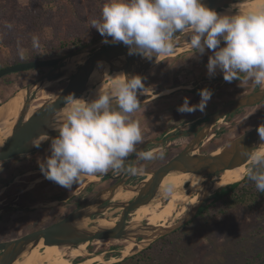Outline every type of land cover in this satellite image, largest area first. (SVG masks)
<instances>
[{"label": "rangeland", "instance_id": "rangeland-1", "mask_svg": "<svg viewBox=\"0 0 264 264\" xmlns=\"http://www.w3.org/2000/svg\"><path fill=\"white\" fill-rule=\"evenodd\" d=\"M105 2L106 0H0V65L16 60L27 61L30 52L36 53L35 59L60 57L99 38L100 36L90 40V36L96 33V30L90 27V21L100 16L101 7ZM189 34V30L180 33L178 41H188ZM33 35L38 37L39 47L33 46ZM62 42H68L69 45L59 47ZM183 45L189 47L186 43ZM183 45L175 44L176 47H183ZM182 50L176 49L171 53L181 51L180 53L186 54L187 58V53L193 51L182 52ZM88 55V53H81L80 56L72 57L73 68L80 65ZM209 55L211 52L206 50L204 56L195 59L192 57V60L187 62L184 56L179 60L178 56L169 55L155 62L144 73L143 82L146 87L145 92L148 93L138 95L140 109L133 114V118L140 124L143 137L152 131L153 127L151 128L150 123L153 122L157 127L153 130L157 134L171 131L169 132L171 135V133L184 131L190 125H197L199 122L197 118L209 115L224 104L261 87L251 83L242 84L240 80L226 82L220 72L210 78L206 69ZM48 69L49 67L35 68L1 77L0 104L16 91L48 72ZM183 71H185L184 75ZM65 79L53 82L50 87L42 86V93L46 96V94L59 91L65 85ZM155 81L161 84L154 85ZM175 87L179 88L170 94L156 96L162 89H164L162 93H167ZM202 88L211 89L213 93L204 112L197 110L192 113H180L177 111V107L183 103L185 97L188 98L190 104H197L200 100L198 92ZM39 94L32 92L31 95H35V98L30 107L36 103V100L42 102L39 101ZM148 97L153 98L143 102ZM166 98L167 101H165ZM162 102L165 103L161 105ZM262 114H264V100L220 118L201 141L195 150L196 153H208L222 147L232 138L250 128ZM189 139H191L190 135L176 134L170 142L159 143L161 139L158 143L151 144L147 149L162 147L165 150L164 157L144 161V164L156 165L168 159L183 150ZM143 170L150 169L143 168ZM98 174L91 176L95 177ZM145 176L141 171L137 182ZM29 184L31 186L33 182ZM0 186H2L0 191L4 194L7 183L4 182ZM241 186L242 188L237 190L244 193L243 200L225 205L219 201L213 202L208 196L203 203L207 205V208L196 214L190 220L191 222L154 239L128 257L142 258L143 256L140 264H145L144 260L147 264H264V196L259 195L254 182L248 179L244 180ZM91 187H94L97 192L95 184ZM214 191L215 189L212 193ZM94 193L86 197L90 198ZM39 206L37 205V208L29 212H20L16 208L8 212L0 209V240L47 226L69 212L52 211L50 207L38 208ZM113 211V215L118 213L117 210ZM121 247L122 244L113 239L106 240L102 246L88 241L86 251L94 253L93 257L98 253H103L106 263L109 257H117L120 254ZM81 258L83 257L78 255L70 260ZM106 264H111V262Z\"/></svg>", "mask_w": 264, "mask_h": 264}, {"label": "clouds", "instance_id": "clouds-1", "mask_svg": "<svg viewBox=\"0 0 264 264\" xmlns=\"http://www.w3.org/2000/svg\"><path fill=\"white\" fill-rule=\"evenodd\" d=\"M90 27L105 38L103 43L122 42L129 55L147 59L171 53L175 35L189 30L188 46L195 50L193 56L211 52L206 64L210 78L220 72L226 82L240 80L264 87V0L254 9L222 14L201 0H106ZM32 43L39 47L37 36L33 35ZM145 89L141 76L121 73L110 76V82L96 89L91 99L67 95L63 120L56 126L58 135L30 142L38 148L49 141L48 154L37 160L43 176L71 189L85 174L123 170L131 154L142 161L162 159V147L137 150L143 135L133 114L140 109L138 95ZM198 95L197 104H190L185 97L177 111L204 112L212 90L202 88ZM256 131L264 145V123ZM241 155L247 157L249 166L241 170L238 179L247 178L257 192H264V147H242ZM127 170L135 174L143 168ZM172 190V185L166 184L163 193L170 195Z\"/></svg>", "mask_w": 264, "mask_h": 264}, {"label": "water", "instance_id": "water-1", "mask_svg": "<svg viewBox=\"0 0 264 264\" xmlns=\"http://www.w3.org/2000/svg\"><path fill=\"white\" fill-rule=\"evenodd\" d=\"M243 1L245 0H201L205 6L215 11H220L233 2ZM182 32H178L175 37ZM104 39V37L100 36L60 57L27 60L0 68L1 78L19 71L52 67L41 77L31 81L20 89L24 92L25 98L18 117L12 125L10 134L5 136L1 141L0 161L16 155L30 153L48 144L49 141H44L37 148L30 143L33 140H39L44 135L49 137L57 136L56 126L63 120V118L59 116V112L66 106V96L74 94L75 97H79L87 89L94 86L89 83V77L100 61L107 62L110 71L121 70L123 74L127 76L139 75L141 77H143L144 73L157 62V57L155 56L152 59H147L138 54L129 55L127 46L122 42H117L115 44L103 43L102 41ZM107 39L111 40L110 37H107ZM81 53H88L89 55L80 65L74 67L71 72L62 78H66V83L57 91L56 97L52 100L46 99L40 102V105L26 118L25 116L30 107V103L35 98V95H31L32 92L37 93L42 89L44 83L52 82L62 77L63 74L60 70L65 64V61L74 56H79ZM120 57L122 59L119 65H115L114 60ZM263 100L264 87H259L250 93L224 104L207 116V119L201 127L195 131L194 136L183 150L172 155L156 168L143 170L142 172H144L146 176L141 181L135 184H128L125 183V179H123L106 188L98 190L89 199L70 210L61 219L47 226L24 233L18 237L0 241V264H12L25 250L34 247L39 241H42L44 245L77 246L81 243L97 239L109 240L132 237L136 242L145 239V244L138 249H134L126 256L128 257L154 239L184 226L196 216L202 203L208 196L212 195V190L220 188H214V178L226 168H232L248 161L247 157L241 155L242 147L248 150L252 148L255 149L256 141L259 138L256 128L259 124L264 123V120L232 138L220 147L218 153H213V151L208 153H193V151L198 148L210 128L220 118L225 117L239 108L257 104ZM159 141L160 140H155L154 142L158 143ZM170 172L192 173L200 175L203 178L200 183V188L195 192L197 196L195 203L184 211L179 218L175 219L166 227L148 225L146 221H142L140 226L134 230L128 229L127 221L129 218L127 217L136 208L149 203L153 199L157 193L161 180ZM119 186L123 189H132L135 194L126 201H115L112 198ZM113 210H117L118 213L113 215ZM104 213H107L111 218L116 217V221L111 227L99 228L91 231L77 229L74 225V222L80 218L86 217L93 219L98 216H103ZM119 257L120 254L115 257L116 260L113 261V263L126 258L119 259Z\"/></svg>", "mask_w": 264, "mask_h": 264}, {"label": "bare ground", "instance_id": "bare-ground-1", "mask_svg": "<svg viewBox=\"0 0 264 264\" xmlns=\"http://www.w3.org/2000/svg\"><path fill=\"white\" fill-rule=\"evenodd\" d=\"M258 3H260V0H245L243 2H233L229 4L228 7L217 11V13L222 14L226 12H242L249 9H254ZM186 45H188V41L186 42ZM162 57L163 55L157 56L156 61L161 60ZM121 59L122 58L120 57L114 60V64L119 65ZM72 64V58L67 59L60 70L63 76L52 82H46L43 84V86L50 87L53 82L65 77V75H67L73 69L74 64ZM121 73H123L121 70L110 71L107 62L100 61L89 77V83L93 84L94 86L90 89H87L79 97L91 99L96 89L103 88L110 82V76L114 77ZM38 93H40L39 101H43L44 99L52 100L57 95V92H54L53 94H48L47 96H45L42 93L41 89L36 94ZM24 98V92L22 90H18L6 101L1 103L0 144L2 139L10 134L12 125L18 117ZM39 105L40 103L38 104V106ZM66 107L67 105L63 107L62 110L59 112V116L61 118H63L64 110ZM34 110L30 109L29 107L25 117L27 118ZM256 147H264V145L261 144L260 138H258V140L256 141L255 148ZM219 151L220 148H217L213 151V153H218ZM193 153H196V151H193ZM248 166L249 160L238 166L226 168L214 178V188L226 186L228 184L240 181L241 179H238V177L242 175L241 170L246 169ZM83 177L89 180L92 179V177L88 175ZM202 180L203 178L200 175L192 173H168L161 180L157 193L153 197V199L149 203L141 205L131 212L127 221V228L134 230L135 228L140 226V223L143 220H145L148 225L153 226L166 227L170 225L175 219L181 216L182 212L189 209L195 203V201L197 200L195 192L200 188V183L202 182ZM166 184L172 185L173 190L170 195H164L163 193V189ZM134 194V190L123 189L119 186L114 192L112 199L115 201H126L130 199ZM115 221L116 217L111 218L108 216L107 213H104L103 216H98L93 219H89L86 217L80 218L74 222V225L77 227V229L93 231L99 228L111 227L112 225H114ZM113 240L117 243L122 244L119 259H121L123 256H126V254L131 253L134 249L140 248L143 244H145L146 241L145 239H142L136 242L132 237ZM105 241L106 240L104 239H97L93 241V244H96L97 246H102ZM86 244L87 242L81 243L77 246H57L44 245L42 241H39V243L34 247H30L25 250L12 264H96L98 262L105 263L103 253H98L93 257L92 255L94 253H89L86 251ZM78 255L83 258L74 261L70 260ZM115 260V257H110L108 259V262H113Z\"/></svg>", "mask_w": 264, "mask_h": 264}, {"label": "flooded vegetation", "instance_id": "flooded-vegetation-1", "mask_svg": "<svg viewBox=\"0 0 264 264\" xmlns=\"http://www.w3.org/2000/svg\"><path fill=\"white\" fill-rule=\"evenodd\" d=\"M178 39H179V36L174 39V50L181 49V48H184L182 50V52H184L186 50H192V49H189L188 47H186L185 45H183L187 41H178ZM177 43L182 44L183 47H176L175 44H177ZM194 51L195 50H193L192 52H188L187 58L185 56L186 54L180 53L181 51H179V52H174V53H169L167 55H163L162 59L165 58L166 56H169V55L177 57L179 54H181L182 56L180 55L177 58H179V60H180V58L184 56L183 58H184L185 62H187V61L192 60V57H193V59H195V58H199V56L200 57L202 56V55H198V57H197V55L193 56ZM51 68L52 67H49L48 70H50ZM184 74H185V71H183V75ZM157 84L160 85L161 83L155 81L154 85H157ZM179 87H175L173 89H170L171 91L167 92V93H162L164 90V89H162L159 91V93L156 94V96H164L165 94H170L171 92H173L175 89H177ZM256 89H253L252 91H254ZM252 91H250V92H252ZM147 93H148L147 91L146 92L144 91L143 94H147ZM47 95L48 94H46V96ZM243 95H245V94H243ZM152 98L153 97H148V98L144 99L143 102L148 101V100H152ZM36 99H38V98H36ZM161 100L163 101L164 99L162 98ZM165 101H167V98ZM39 103L40 102L36 101V103L34 105H32V107H30V108L31 109L36 108ZM163 103H165V102H162L161 105H163ZM254 105H256V104H254ZM164 106H165V104H164ZM251 106H253V105H251ZM246 107H250V106H246ZM246 107L239 108V109L235 110L234 112L228 114V116L232 115V114H234V113L238 112L239 110L244 109ZM165 110H166V108H165ZM207 116L208 115H203L200 118H197V119H199L198 120L199 122L197 125H190L184 131H180L179 133H176V134H178V135L179 134H186V135H190L192 138L195 134V131H197L201 127V125L204 123V121L207 119ZM263 120H264V114L260 115L259 118L254 122V124L252 126H254L255 124H257ZM150 126H151V128L153 127L152 131L143 137V143L137 145L138 151H147L148 150L147 148L151 144H153V143L156 144L154 142L155 140H161L162 139L159 143H164V142H170L175 138L176 134L171 133V135H169V132H171V131L165 132L163 134L162 133H158V134L155 133L153 130V129H157V127H155V122L150 123ZM250 128H248V129H250ZM248 129H246V130H248ZM189 141H190V139H189ZM48 148H49V143L38 148V149H36V150H34V151H32V152H30V153L16 155V156L11 157L9 159H5V160L0 161V184H2L4 182L7 183V187H6L7 189L4 192V194L2 191H0V205H1L0 209L1 210H5V212H8L10 210H15L14 208H16V210L20 211V212H29L31 209H33L35 207L37 208V205H40L38 208L50 207V209L52 211L53 210H59V211H64V212L70 211L73 208H75L76 206H78L81 203H83L84 201H86L89 198V197L88 198L86 197L87 195L96 192L94 187H91L92 184H95L97 186V191H98L102 188H106V187H108L114 183H117L123 179H125L124 180L125 183H136L140 179L139 178L140 172L135 173V174L131 173L127 170L129 167H137V168L142 167V168L151 170L153 168H156L157 166H159L160 164L164 163L167 160V159H165L164 161H160L156 165H151V164L145 165L144 161L138 160L135 154H131L128 158H126L125 168L123 170H121V171L109 170L107 173H102V174L99 173L98 176H96V177L88 175V176L92 177V179H90V180L83 177V176H86V174H85L82 176L81 180L79 181L80 183L78 185H76L78 183L77 182L76 184L73 185V187L71 189H65L64 187L57 185L55 182L46 179L39 169L37 160H38V158L42 159L43 157H45L48 154ZM30 182H33V184L31 186L29 184ZM0 187H2V186H0ZM203 203H202V205H204ZM200 207H199V209H200ZM199 209L197 211V214L199 212ZM25 233H27V232H25ZM22 234H24V233H22ZM22 234H20V235H22ZM20 235H17L15 237H18ZM15 237H12V238H15ZM8 239H11V238H8ZM8 239H5V240H8ZM0 241H3V240H0Z\"/></svg>", "mask_w": 264, "mask_h": 264}, {"label": "trees", "instance_id": "trees-1", "mask_svg": "<svg viewBox=\"0 0 264 264\" xmlns=\"http://www.w3.org/2000/svg\"><path fill=\"white\" fill-rule=\"evenodd\" d=\"M99 36H101V35L96 31L95 34L90 36V40L91 39H95V38H97ZM73 42H75V41H73ZM67 45H69L68 42H62V43H60L59 47L63 48L65 46H67ZM36 56L37 55H36L35 52H30L29 55H28V58L26 60L35 59ZM18 62H22V60H16V61H14L12 63H7V64H4V65H0V68L5 67L7 65H11L13 63H18ZM246 179L247 178L243 179V181L241 180V181L234 182V183H231V184H228L226 186L218 188L210 196L211 200L213 202L219 201L220 203H223L225 205H231V204L237 202V200H241V199L243 200V198H244L243 194L244 193L241 192L240 190L238 191L237 189L238 188H242L241 183L244 182V180H246ZM259 193H260L259 195H263L264 196V192H259ZM206 208H207V205H202L200 207L198 213H201L203 211V209H206ZM223 212H224V210H223ZM189 222H191V221H189ZM143 258H144L143 256H142V258H138L136 256L126 257V258H124L121 261H117V262H114V263H111V264H140V262L143 261ZM144 262H146L145 264H147V261L144 260Z\"/></svg>", "mask_w": 264, "mask_h": 264}]
</instances>
